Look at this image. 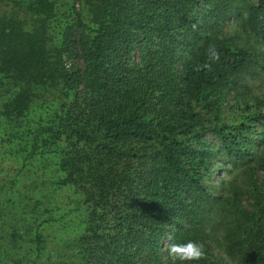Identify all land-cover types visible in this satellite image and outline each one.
<instances>
[{
    "label": "trees",
    "instance_id": "obj_1",
    "mask_svg": "<svg viewBox=\"0 0 264 264\" xmlns=\"http://www.w3.org/2000/svg\"><path fill=\"white\" fill-rule=\"evenodd\" d=\"M84 1L85 18L75 2L60 10L56 0H14L30 30L0 13V123L10 124L0 151L19 160L10 197L26 195L18 178L36 163L35 174L51 172L32 183L41 212L50 208L45 191H69L73 202L56 203L55 223L72 213L81 226L51 259L42 258L40 219L7 245L28 249L23 264H171L164 246L195 240L206 250L196 264H264V133L260 154L248 137V122L264 114L241 109L236 126L222 117L254 51L221 35L238 19L264 41V0ZM210 45L219 61L194 71ZM51 91L70 103L30 115ZM215 160L254 164L248 207L240 188L217 194ZM39 210L23 212L34 220Z\"/></svg>",
    "mask_w": 264,
    "mask_h": 264
},
{
    "label": "rangeland",
    "instance_id": "obj_2",
    "mask_svg": "<svg viewBox=\"0 0 264 264\" xmlns=\"http://www.w3.org/2000/svg\"><path fill=\"white\" fill-rule=\"evenodd\" d=\"M56 1L63 5L60 7V10L69 8L64 6L65 3L71 5L72 2H75L76 9L82 13L83 18L86 17L87 6L84 0ZM248 1L252 3L256 2V0ZM0 13L13 21H24L25 29H31L29 21H31L32 18L24 15V12L15 5L14 0H0ZM221 30V35L224 38L231 40V42L237 47L254 51V58H252V61L256 63L250 65V67L234 76L233 81L237 83V86L233 91L228 92L226 96L227 104L225 108H223L222 117L226 124L236 126L242 121L241 109H244L248 116L253 113L264 114V68H259V66L264 67V41H261L258 37L244 31L238 19L225 21L221 26ZM77 62V60H73V63ZM236 90L237 92H234ZM235 98L246 101L247 103L239 106L236 104ZM254 100L261 102L259 105H256ZM37 101L38 102H34L31 105V112L33 111L34 113L32 112L30 115H33L34 117L44 112V110L46 111L43 106L50 107V110L53 112L59 111L60 108L63 109L64 105H68L71 99H64L60 93L51 91L43 96L40 101ZM248 123H251V125L254 126L252 132H250L248 136L252 140L253 152L260 154L258 142L262 137L261 135L264 133V120H258L254 124L252 121H249ZM8 125L10 124L5 121L0 123V138L3 136L2 129L6 128ZM208 140L214 144V141L210 136L208 137ZM221 159L225 158L221 156ZM6 161H15V163L8 164ZM16 161L19 160L11 159V157H8L5 154V149L0 151V264H23L18 257L27 253L28 249L24 246L21 249L14 250V248L7 245V242L12 241L13 236L16 237L15 241H17V237L24 234V227L26 225H31V227L32 225L36 226V221L38 219L47 223L43 226V229H40V231L43 232V239L46 240L45 245H43L44 251L41 253L43 260L49 259L56 253H59V255L66 253L67 250L63 246L68 241L78 236L81 226L78 227V224L75 223L74 215L72 213L62 219L63 223H55V215H58L61 212H56L54 210L56 208V203L60 201H63L70 206L73 202V198L69 199L71 194L69 191H45V201L50 205V208L47 209L46 214H44L43 211L41 212V209H43V203L37 204V202H39V196L35 193L32 183L34 181L39 183L41 180L50 177L51 172H37V174H35L39 165L34 163L27 167L18 178L20 190L23 191L24 187L26 195L10 197V188L12 186L10 180L15 173V168L17 166L19 167V163ZM215 161L216 166H214V169H218L219 171H217L215 176L212 177L210 184L216 187L217 194L222 190L224 184L225 190L223 192L228 194L233 186L240 188L242 205L248 207L250 205V165L254 166V164H237V166L234 167L231 164L223 166L220 162H217V160ZM3 187L9 189L8 195L3 194V192L6 191ZM22 206L26 212L34 211L39 208V217L31 220V214L25 215ZM33 221L35 223H33ZM47 264H52L51 260L48 261Z\"/></svg>",
    "mask_w": 264,
    "mask_h": 264
},
{
    "label": "clouds",
    "instance_id": "obj_3",
    "mask_svg": "<svg viewBox=\"0 0 264 264\" xmlns=\"http://www.w3.org/2000/svg\"><path fill=\"white\" fill-rule=\"evenodd\" d=\"M207 61L201 66L197 65L194 71H201L202 68L210 69L212 62L220 59V54L215 45H210L206 50ZM167 259L171 264H196L206 259V250L202 242L187 240L184 242H172L164 246Z\"/></svg>",
    "mask_w": 264,
    "mask_h": 264
}]
</instances>
